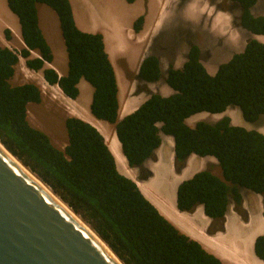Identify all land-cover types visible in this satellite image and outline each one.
I'll return each mask as SVG.
<instances>
[{
	"label": "trees",
	"instance_id": "trees-1",
	"mask_svg": "<svg viewBox=\"0 0 264 264\" xmlns=\"http://www.w3.org/2000/svg\"><path fill=\"white\" fill-rule=\"evenodd\" d=\"M229 1L240 6L243 30L264 35V16L251 13L257 0ZM38 4L49 7L58 19L67 57L64 76L45 67L53 56L38 26ZM6 5L18 19L25 45L18 56L25 67L40 71L49 86L56 85L71 100L79 95V80H85L92 88L89 112L111 126L129 168H140L153 155L161 135L172 138L176 171L190 155L216 160L222 179L209 170L198 171L181 181L175 192L179 212L192 213L202 207L211 221L209 235L223 230L230 201L240 206V188L264 196V134L232 125L227 116L214 123L186 124L198 113L222 114L229 107H237L247 123L264 115V43L248 41L211 75L201 62L199 47L190 45L183 65L166 70L164 82L172 93L150 94L133 112L118 119V86L103 37L76 27L69 1L6 0ZM143 20L140 16L134 21L135 32ZM3 34L10 38L7 29ZM32 51L38 57H31ZM18 56L0 46V143L5 149L78 215L123 264H222L179 232L118 171L103 136L92 125L66 117L63 149L30 125L28 106L41 102V90L31 82L12 84ZM136 78L158 82L162 78L159 58L146 55ZM253 253L264 264V235L254 239Z\"/></svg>",
	"mask_w": 264,
	"mask_h": 264
},
{
	"label": "crops",
	"instance_id": "crops-1",
	"mask_svg": "<svg viewBox=\"0 0 264 264\" xmlns=\"http://www.w3.org/2000/svg\"><path fill=\"white\" fill-rule=\"evenodd\" d=\"M68 1L76 27L84 33H99L103 37L104 50L108 55L116 76L119 102L118 119H121L138 107V105L135 107L136 104L133 100H128L122 91L126 78H124L125 76L121 77V73L124 75L121 66L126 65L129 70L132 69L130 70L131 72L135 71L134 68L136 70L138 69L143 57L147 52L151 51L150 44L152 39L163 26L167 25V20H169L168 17L172 10V3L170 0H136L133 3H127L125 0ZM37 7H39V4L36 6L38 26L53 56L52 62L50 64L46 63L45 67L53 69L58 76H64L67 72V66H60L56 62V52L60 56H64V50L58 36L59 23L56 27V21L52 14L48 10L42 8L40 15ZM140 16H143V24L140 31L135 32L133 30V23ZM48 20H51V22L49 23ZM5 29L10 32L9 39H5L4 37L3 31ZM0 46L14 51L17 56L20 51L25 48L20 36L18 19L8 9L6 0H0ZM54 48L57 51H54ZM30 54L34 57H38L37 53L34 51L30 52ZM21 61L25 67L24 59L18 56L19 65H21ZM40 80V84H46L52 91L57 87L56 85L49 86L43 80L42 76H40ZM89 86L90 85L85 80L80 79L77 85L79 95L75 100L65 97L60 89L58 91L62 95L61 97L67 100V105L73 107L76 111L74 115L71 114L72 117L83 120L92 125L99 132L94 126L97 121L96 123L98 125L100 124L101 127L103 126L102 128H104L106 134L109 135L111 131L113 132V129L111 128V130H109L110 128L104 124L105 122L96 120L90 112H88L89 109L86 107L87 104L84 105L81 102V94L83 91L89 92ZM42 88H45V85H42ZM86 102H89V100H86ZM86 109L87 111H85ZM227 111L228 109L226 112ZM123 112L125 114L122 115ZM89 117L93 122H90ZM237 119L238 117L236 120ZM187 120L189 121V118ZM188 121L186 124L190 126ZM101 122H103V125ZM195 123L196 122L192 124V127ZM164 137L165 135H161V141ZM167 141L169 149H163L160 145L153 152V155L138 169L129 168L126 164V160L123 161L120 159V162H118L111 152L115 159L116 166H119L118 171L125 177L131 179L144 198L156 208L160 215L178 229L179 232L196 241L206 252L217 257L222 264H263L253 253V242L260 234L264 235V228L262 227V225H264V215L253 216L257 218L253 228H251L250 218L247 217L246 219H242L238 215L239 211H246V203L242 197L241 188L239 189L241 195L240 206L237 208L232 201L229 202L227 212L223 219V230L212 235L207 233L211 221L204 215L201 206L196 207L192 213L179 212L176 209L174 196L176 187L179 184L177 180L180 178L182 172L186 171L192 159V155L186 159L180 171H176L172 150V138L171 140L168 138ZM164 154H166L165 156L167 157H164ZM209 163L208 165L212 166L213 169L211 170L208 168V170L212 174H217L218 167L215 160H210ZM162 170L167 171L170 175V179L174 176L169 187L166 181L158 180ZM260 196L264 197L262 195H259V197ZM258 201H260V207L263 208L264 198ZM253 231H256V233H251Z\"/></svg>",
	"mask_w": 264,
	"mask_h": 264
},
{
	"label": "rangeland",
	"instance_id": "rangeland-1",
	"mask_svg": "<svg viewBox=\"0 0 264 264\" xmlns=\"http://www.w3.org/2000/svg\"><path fill=\"white\" fill-rule=\"evenodd\" d=\"M170 1L172 3V10L168 17L169 20H167V25L163 26L152 39L150 44L151 51L146 53V55L154 54L159 58L162 78L155 83H145L136 78L138 69L136 70L134 68L135 71L131 72L130 70L132 69L129 70L126 65L121 66V70L124 73V75L121 73V77L125 76L124 78H126L122 91L128 100H133L136 104L135 107L145 101L150 94L157 93L167 96L172 93L171 89L164 82L166 70L169 66L180 68L185 61L186 52L192 44L199 47L201 62L211 75L215 73L219 64L226 62L233 54L241 52L248 41L254 39L264 43V38L263 40L258 38L261 36L264 37V35H254L240 27L239 16L241 10L240 6L235 2L229 0ZM37 8L40 15L42 8L48 10L55 18L57 27L58 19L49 7L39 4ZM251 13L254 16H264V0H257L256 4L251 8ZM48 22L50 23L51 20H48ZM58 36L64 50V56L62 57L56 52V62L60 66H67L65 48L59 28ZM54 51L57 50L54 48ZM31 57L34 58L33 55H31ZM40 76L41 72L27 69L21 61V65L18 63L15 68L12 84L16 85L31 82L40 88L41 102L28 106V122L32 127L44 132L56 148L63 149L67 142L63 121L66 117H72L71 114L74 115L76 111L73 107L67 105V100L61 97L62 95L59 91H52L46 84H44L45 88H42L43 84H40ZM88 90L89 92H82L81 102L84 105L87 104L89 109L92 94L90 86ZM86 100H89V102L87 103ZM123 114L125 113L123 112L122 115ZM193 116H191L193 119H189V121L186 120V123L187 121L189 122L190 127H192L194 122L206 121L214 123L222 117L227 116L235 126L247 130H255L264 134V115H261L258 120L253 123H247L242 119L241 113L237 107H229L227 112L225 111L215 116L209 113H198ZM237 117L238 119L236 120ZM105 124L107 127L111 128L109 124ZM168 138L171 140V137L165 136L161 141L160 145L163 149H169ZM165 155L166 154H164V157H167ZM191 158L186 171H183L180 178L177 180L178 183L190 178L198 171L208 170V168L211 170L213 169L212 166L208 164H210V160H215L214 158L198 157L196 155H192ZM216 165L218 167V173L214 175L222 179V173L217 162ZM173 178L174 176L170 179V175L167 171L162 170L158 180L166 181L169 187ZM241 190L242 197L246 203V211H239L238 215L242 219H246L247 217L250 218L251 228H253L255 226V221H257V218L253 216L264 215V207L261 208L260 201H258L264 197H259L258 194L244 188H241ZM262 227L264 228V225H262ZM251 233H256V231Z\"/></svg>",
	"mask_w": 264,
	"mask_h": 264
},
{
	"label": "water",
	"instance_id": "water-1",
	"mask_svg": "<svg viewBox=\"0 0 264 264\" xmlns=\"http://www.w3.org/2000/svg\"><path fill=\"white\" fill-rule=\"evenodd\" d=\"M0 264L123 263L0 143Z\"/></svg>",
	"mask_w": 264,
	"mask_h": 264
},
{
	"label": "bare ground",
	"instance_id": "bare-ground-1",
	"mask_svg": "<svg viewBox=\"0 0 264 264\" xmlns=\"http://www.w3.org/2000/svg\"><path fill=\"white\" fill-rule=\"evenodd\" d=\"M260 40L262 39L263 40V36H261V37H258ZM43 84V83H42ZM44 85V84H43ZM53 89H54V87H53ZM58 90H59V88H57V87H55V91L56 92H58ZM88 103V102H87ZM82 105V104H81ZM87 107V106H86ZM71 108V107H70ZM75 108H76V106H75ZM80 109V108H79ZM84 109V108H83ZM82 109V110H83ZM85 111H87V109L85 110ZM89 112V111H88ZM87 112V113H88ZM200 115H202V114H200ZM83 116V115H82ZM204 116V115H203ZM215 116V115H214ZM86 118H87V116H86ZM88 119V118H87ZM89 119H90V117H89ZM190 119V118H189ZM191 119H193V117L191 118ZM93 122V120H91L90 119V122ZM97 122V121H96ZM95 122V127L99 130V132L103 135V137H104V139H105V142H106V144L109 146V148H110V150H111V152L114 154V156H115V158H116V160L118 161V162H120V159H122L123 161H125V158H124V156L122 155V153H121V150H120V145H119V143H118V141H117V139H116V136H115V134H114V132H110L109 133V135H107L106 134V131L104 130V128H102L101 127V125L99 124H97ZM102 123V125H103V122H101ZM105 124V123H104ZM109 130H111V128L109 129ZM122 163H124V162H122ZM119 168V166L117 167V169ZM128 174H130L128 171H126ZM133 175V174H132ZM129 176V175H128ZM144 189V188H143ZM65 207V206H64ZM66 208V207H65ZM66 210L68 211V212H70L67 208H66ZM185 218V217H184ZM76 219H77V217H76ZM198 235V234H197Z\"/></svg>",
	"mask_w": 264,
	"mask_h": 264
}]
</instances>
